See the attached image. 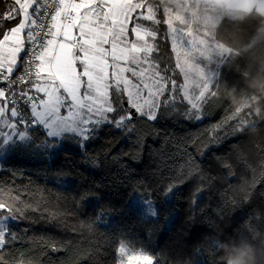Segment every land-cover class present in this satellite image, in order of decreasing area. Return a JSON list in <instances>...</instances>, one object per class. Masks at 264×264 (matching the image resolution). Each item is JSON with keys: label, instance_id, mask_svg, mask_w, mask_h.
I'll return each mask as SVG.
<instances>
[{"label": "trees", "instance_id": "trees-1", "mask_svg": "<svg viewBox=\"0 0 264 264\" xmlns=\"http://www.w3.org/2000/svg\"><path fill=\"white\" fill-rule=\"evenodd\" d=\"M134 2L154 11L157 4L158 19L165 20L163 2ZM140 12L146 8L132 14L128 30L139 23L156 32L155 40L148 38L155 49L150 59L172 82L165 92L169 105L155 121L134 120L131 133L102 126L83 149L68 140L45 151L36 145L46 137L33 131L36 145L6 154L0 202L18 208L21 218L11 223L18 238L0 250L5 264H117L121 243L147 252L153 264H226L232 249L252 245L257 264H264V121L245 112L233 119L238 107L264 116V93L251 86L264 75V17L251 9L216 23L213 36L230 53L219 64L214 97L193 120L186 118L166 24L136 20ZM245 120L257 123L237 133ZM177 146L195 156L202 179L187 180L165 198L176 174L163 161L182 163L179 156L170 159ZM149 191L156 218H144L130 204L132 193Z\"/></svg>", "mask_w": 264, "mask_h": 264}, {"label": "snow or ice", "instance_id": "snow-or-ice-1", "mask_svg": "<svg viewBox=\"0 0 264 264\" xmlns=\"http://www.w3.org/2000/svg\"><path fill=\"white\" fill-rule=\"evenodd\" d=\"M13 3L6 15L0 14V21L22 17L0 39V84H3L0 155L36 145L33 131H41L46 137L36 145L45 151L55 150L68 140H75L83 149L102 126L131 133L135 131L133 121L137 118L147 121L158 118V110L170 103L165 92L172 82L166 81L150 60L155 49L148 38L155 40L156 32L134 21L131 31L136 40H127L128 22L142 8H146V13L140 12L136 20L166 24L171 42L180 49L176 67L186 77L194 75L197 81L192 93L185 92L182 96L191 109L186 118L201 119L196 113L202 103L210 102L215 95V82L223 74L222 66L209 67L203 58L197 60L192 54V49L198 47L196 42L187 41L171 21L157 19V12L144 3L134 0H13ZM181 55L187 60L181 61ZM18 68L23 72L16 75ZM160 97H165L163 104L158 102ZM62 109L66 114H61ZM241 112L264 121V116L239 107L234 109L233 119ZM238 123L235 131L241 133L257 121ZM177 148L170 159L179 156L182 163L163 161V166L176 174V179L166 186L165 198L178 185L201 177L195 156L187 151V146ZM137 202L144 218L158 216L150 191L139 196ZM18 213V208L0 202V250L18 238L11 231V223L21 218ZM117 250L120 264L132 259L126 245H119ZM135 255L143 264H153L152 256ZM0 264H5L2 255Z\"/></svg>", "mask_w": 264, "mask_h": 264}, {"label": "rangeland", "instance_id": "rangeland-1", "mask_svg": "<svg viewBox=\"0 0 264 264\" xmlns=\"http://www.w3.org/2000/svg\"><path fill=\"white\" fill-rule=\"evenodd\" d=\"M158 1L163 2L162 9L160 8V12L161 14L164 13L165 20L171 21L174 27L181 30L185 34L187 41L189 42L195 41L196 44L198 45V47H194L192 49L193 56H195L197 60L203 58L204 59L203 63H205L209 67L213 65L219 66V64L225 59V57L230 53V51L228 47L219 43L214 38L213 30L216 23L222 17L234 18L235 16H232L231 14H227L225 11H218V10L208 12L209 16H204L203 11L207 12L205 8H207V6L209 5L207 3L202 2L201 0H158ZM154 8L158 13L159 7L157 4L154 6ZM216 8L220 9L218 6H216ZM167 34L170 40V34L168 28H167ZM127 40L129 42H133L136 40L135 35L132 32H129V30L127 35ZM170 44H171L172 52L174 54L175 64H177V53L180 51V49L176 48V46L171 42V40H170ZM224 49H227V51H224ZM184 59L187 60V57L181 55L180 60L183 61ZM177 69L180 71L182 76L181 88H180L182 96L185 92L191 94L192 86L197 82L194 75H190L186 77L183 71H181L179 68ZM109 71H111V69H109ZM125 107H127V103ZM190 113H191V109L189 106L188 115ZM61 114H66V112L62 109ZM196 114L201 116L200 111L197 112ZM193 120H197V119H193ZM54 151L55 150H51L50 152H54ZM5 156L6 154L0 155V164H1V160ZM139 196H140L139 192H134L130 195V204L137 208H139L137 202V198ZM121 244L125 245L124 243ZM127 248L129 250V254L132 255V259L127 260L126 264H138V263L143 264L142 259H140L138 256L135 255L137 253H143L145 255H149L147 252L140 249H132L128 246ZM117 264H120V253L118 252V250H117Z\"/></svg>", "mask_w": 264, "mask_h": 264}, {"label": "crops", "instance_id": "crops-1", "mask_svg": "<svg viewBox=\"0 0 264 264\" xmlns=\"http://www.w3.org/2000/svg\"><path fill=\"white\" fill-rule=\"evenodd\" d=\"M201 1L209 5L207 6V8H205L207 12L203 11L204 16H209L208 12L218 10V11H225L227 14H231L232 16H235L234 18H239L247 11L251 9L256 10L261 4H264V0H201ZM3 5H4L3 9L8 10L13 5V3L7 2L6 4L3 3ZM245 5H250V7L245 8ZM216 6H218L220 9L223 10L217 9ZM21 18L22 17H18V19L16 20L9 21L10 22L9 24L8 23L0 24L1 26L0 32H2L4 28L7 27L0 36V39L3 38V35L8 34L9 30L15 27L19 23V20ZM26 43L27 42H25V44Z\"/></svg>", "mask_w": 264, "mask_h": 264}, {"label": "clouds", "instance_id": "clouds-1", "mask_svg": "<svg viewBox=\"0 0 264 264\" xmlns=\"http://www.w3.org/2000/svg\"><path fill=\"white\" fill-rule=\"evenodd\" d=\"M256 12L260 17H264V4H261L256 9ZM251 86L264 93V75L254 80ZM232 98L233 100L236 99L234 95H232ZM251 131L255 132L256 129L253 128ZM226 264H257L255 249L252 245H244L232 249L226 257Z\"/></svg>", "mask_w": 264, "mask_h": 264}, {"label": "built area", "instance_id": "built-area-1", "mask_svg": "<svg viewBox=\"0 0 264 264\" xmlns=\"http://www.w3.org/2000/svg\"><path fill=\"white\" fill-rule=\"evenodd\" d=\"M4 4H6L7 2H12L13 3V0H1ZM76 2H80V0H76ZM14 7V3H13V5L8 9V10H4V9H2V10H0V14H4V15H6L7 14V12L8 11H10L12 8ZM1 22H9V21H7V20H4V21H0V23ZM28 47V44L26 43L25 44V48H27ZM21 55H23V53H21ZM23 72V69L22 68H18L16 71H15V73L14 74H16V75H18V74H20V73H22ZM0 87H3V84H0Z\"/></svg>", "mask_w": 264, "mask_h": 264}, {"label": "water", "instance_id": "water-1", "mask_svg": "<svg viewBox=\"0 0 264 264\" xmlns=\"http://www.w3.org/2000/svg\"><path fill=\"white\" fill-rule=\"evenodd\" d=\"M125 105H126V103H125Z\"/></svg>", "mask_w": 264, "mask_h": 264}]
</instances>
